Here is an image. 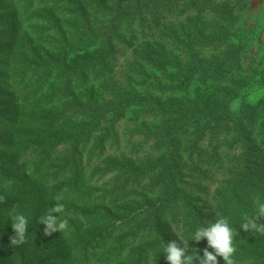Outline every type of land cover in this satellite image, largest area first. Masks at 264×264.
Masks as SVG:
<instances>
[{
    "label": "trees",
    "instance_id": "1",
    "mask_svg": "<svg viewBox=\"0 0 264 264\" xmlns=\"http://www.w3.org/2000/svg\"><path fill=\"white\" fill-rule=\"evenodd\" d=\"M173 1L0 0V264H43L51 245L63 254L56 264H168L164 249L181 238L188 254L203 256L207 239L192 235L217 217L238 232L236 264H264V235L240 228L241 217L264 202V99L254 112L221 113L208 98L191 97L193 90L208 95L240 64L244 55L228 35L199 42L226 45L223 60L192 55L184 80L167 81L177 79L175 51L186 57L195 44L167 29L155 42ZM216 4L211 18L230 22ZM146 39V48L168 56L134 49ZM129 52L131 62H122ZM109 78L115 85L98 91ZM206 152L220 156L217 175L209 173L197 193L183 157L194 162ZM57 194L69 230L45 236L40 218ZM16 213L27 217L28 234L14 247Z\"/></svg>",
    "mask_w": 264,
    "mask_h": 264
},
{
    "label": "rangeland",
    "instance_id": "2",
    "mask_svg": "<svg viewBox=\"0 0 264 264\" xmlns=\"http://www.w3.org/2000/svg\"><path fill=\"white\" fill-rule=\"evenodd\" d=\"M214 0H174L172 4V10L166 14V18L163 19V23L166 22L164 26H161L156 30L158 36L155 42H162V29H167L168 33L171 30L183 41L188 40L189 36L195 43L191 49V52L188 56L182 55L179 50L175 51L174 56V67H171V72L176 73L177 79L171 80L167 78V81L173 84L177 81H183L184 77L182 74L191 68V59L192 55H200L207 58H216L218 60H223L224 55H227L229 48L226 45L222 47L217 46H204V44L199 43L201 40L207 41L210 39H222L224 36H229V41L231 44L235 45L236 48L240 49L244 55L240 64H237L231 68L226 73V78L219 80L214 87H207V93L204 91L193 90L190 94L193 98H198L204 96L209 100L213 101L217 111L224 112L226 108H230L234 113L241 112L242 109L246 106L251 109L257 108L261 101L264 99V0H215L217 4L215 7L219 10H224L225 13L231 15V20L229 22L228 18H211L212 10L214 8ZM212 5V7L210 6ZM11 17L10 15H8ZM13 19V18H11ZM215 19V20H214ZM7 20H10L7 18ZM219 21L218 23L214 21ZM123 36L131 42L135 41L129 35L128 32H122ZM152 42L151 40H139L136 43L135 50L140 48L139 51L143 52L142 55L147 57L148 52L152 51L153 56L156 57H167L168 52L162 48H158L154 44L150 45L149 48H146L144 45ZM161 44V43H159ZM162 46V44L160 45ZM126 54V53H125ZM132 54L131 52L125 55V58L122 62H131ZM143 65H146L145 62H142ZM181 70V72H179ZM149 72H152V69L148 68ZM160 76L162 73L159 72ZM118 80L119 77L114 75L112 79ZM173 78V77H172ZM116 83V81H115ZM111 78L101 82V88H98V91L103 89L105 84L113 87ZM203 88V85H200ZM159 95V94H158ZM161 96V95H159ZM5 100L8 98L3 97ZM256 111L254 109L252 112ZM258 117L257 128H251L252 141L258 147L259 144V125L260 118ZM126 121L122 122V125L119 126V132L122 133L126 127ZM118 130V128H117ZM126 131H130L128 128ZM123 139L124 143L127 145L128 137L119 134ZM125 137L127 138L125 140ZM131 138V137H130ZM207 151L209 147L205 148ZM131 151V149H130ZM128 152L130 157L131 152ZM184 160L188 162L191 171H188L187 179L191 182L197 193L200 192L201 188L207 186V176L212 174L213 176L217 175V169L212 168L214 163H217L220 159L217 152L205 153L203 158L195 157L196 160L183 157ZM197 167V170H194ZM215 190V185L210 188V192L213 193ZM177 231V230H176ZM177 241V240H176ZM46 255L42 258L43 264H56L57 262L62 261V253L55 248L54 246H49ZM69 264V263H66Z\"/></svg>",
    "mask_w": 264,
    "mask_h": 264
},
{
    "label": "clouds",
    "instance_id": "3",
    "mask_svg": "<svg viewBox=\"0 0 264 264\" xmlns=\"http://www.w3.org/2000/svg\"><path fill=\"white\" fill-rule=\"evenodd\" d=\"M49 187H51V184ZM54 199L56 201L55 206L51 207L40 218V224L45 225V236H51L55 232L66 234L69 230V220L65 216V205L60 202L63 200V196L57 194ZM4 201L5 195L0 194V202ZM54 214L59 215L57 217ZM262 218H264V202L257 200L254 212L251 215L246 213L241 217L240 228L244 232L264 235V223H258ZM80 219L84 222L83 216ZM12 221L15 235L10 237V244L14 247L23 245L27 242L28 219L24 214L16 213L12 216ZM236 235H238V232L230 225L227 217H217L214 223L208 222L207 227H198L192 235V241L197 243L207 239L208 247L203 250V256H199L198 250L194 252L195 255L188 254V243L181 238L180 243L175 240L167 243L164 249L166 260L168 264H194L196 260H199V264H219L217 257H222L226 264H236L234 259L237 252L234 239ZM208 248L213 249L214 252L208 251Z\"/></svg>",
    "mask_w": 264,
    "mask_h": 264
}]
</instances>
